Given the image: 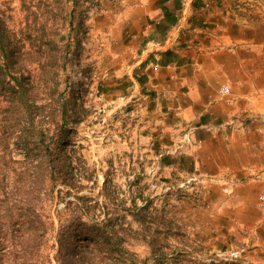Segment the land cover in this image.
I'll return each instance as SVG.
<instances>
[{"label":"rangeland","instance_id":"1","mask_svg":"<svg viewBox=\"0 0 264 264\" xmlns=\"http://www.w3.org/2000/svg\"><path fill=\"white\" fill-rule=\"evenodd\" d=\"M28 1L33 9L55 7L54 0L49 4ZM193 1L187 6L188 0H182L175 23L179 20L188 23ZM64 3L68 19L84 26L78 34L72 32L73 37L81 39L80 44L75 38L69 39L70 59L66 68L59 71V91L69 96L71 84L82 90L80 100L87 110L73 122L75 108L70 101L68 121L56 116V128L72 127L67 145L60 148L68 153L73 174L71 184L60 179L49 197L35 201L38 213L48 214L44 220L51 227L42 241V255H49L53 264L58 263V233L71 222L77 225L76 218L92 223L115 217L116 229L123 234L124 246L129 251H122L117 243H104L98 247V257L90 261L73 258L72 264H264V213L258 201L264 192V168L205 171L207 166L186 154L194 144V132L184 148L174 150L178 138L193 127L181 122L177 123L180 130L173 137L153 130V121L145 127L133 123L126 141L129 148L123 149L122 128L117 118L103 120L112 108L108 100L120 95L105 94L98 98L95 92L97 89L108 92L105 85L111 82L110 73L123 67L117 55L123 51V44L111 40V25L138 18L139 9L143 8L141 0ZM0 4L14 14L16 22L12 25H19L17 22L24 16L22 0H0ZM70 35L67 26L61 32V43L65 44ZM122 69L127 70V63ZM38 102L46 103L44 99ZM49 106L46 104L45 112L51 110ZM57 108L60 115L61 108ZM258 124L264 127V120ZM149 131L154 133L155 143L152 139L153 145L148 149L154 146L161 149L156 158L149 150L140 152L147 146L137 149L141 145L139 137ZM131 136L134 138L130 141ZM135 144L137 147H132ZM77 243L78 253H83L84 245L93 248L94 244L83 237ZM8 245L13 249L11 243ZM39 261L40 256L36 262Z\"/></svg>","mask_w":264,"mask_h":264},{"label":"crops","instance_id":"2","mask_svg":"<svg viewBox=\"0 0 264 264\" xmlns=\"http://www.w3.org/2000/svg\"><path fill=\"white\" fill-rule=\"evenodd\" d=\"M142 1L138 18L111 25V40L123 44L117 54L123 67L110 73L108 92L100 94L120 95L108 100L112 104L141 86L149 95L153 130L173 137L177 123L193 125L194 144L186 154L205 171L263 169L264 0H194L190 20L180 23L171 43L182 0ZM223 85L230 86V97L222 95ZM152 139L149 131L139 137L142 146L132 147L147 146L140 152L156 158L161 149H148Z\"/></svg>","mask_w":264,"mask_h":264},{"label":"trees","instance_id":"3","mask_svg":"<svg viewBox=\"0 0 264 264\" xmlns=\"http://www.w3.org/2000/svg\"><path fill=\"white\" fill-rule=\"evenodd\" d=\"M64 1L54 0L55 7L33 9L28 0H22L24 16L17 26L12 25L14 14L0 4V264H53L41 251L51 230L44 220L48 214H39L35 201L49 197L60 179L67 184L72 180L68 153L60 148L67 145L72 127L56 128V116L68 121L70 101L75 108L73 122L87 110L76 86H68L69 96L59 91V71L70 59L69 39L80 44L81 39L72 32L78 34L84 26L68 19ZM39 2L49 4L50 0ZM67 26L71 35L62 44L61 32ZM40 99L46 103L38 102ZM46 104L52 107L50 111H44ZM59 106L60 115L56 113ZM76 219L77 225L71 222L58 233L57 264H72L77 257L93 260L104 243H117L122 251H129L116 229L117 218L92 223ZM80 237L92 240L93 248L84 245L83 253H78ZM39 256L40 263L36 262Z\"/></svg>","mask_w":264,"mask_h":264},{"label":"built area","instance_id":"4","mask_svg":"<svg viewBox=\"0 0 264 264\" xmlns=\"http://www.w3.org/2000/svg\"><path fill=\"white\" fill-rule=\"evenodd\" d=\"M192 0H188L186 3L187 6H190V3ZM192 4V3H191ZM192 7V5H191ZM187 7L185 8V12H187ZM191 9V8H190ZM187 18L184 17L183 20ZM178 24L173 27L171 30L167 40L172 41L177 40L178 35L180 33V23H183L181 20L177 22ZM82 93V90L80 91ZM221 93L222 95L230 97L232 94V90L230 86L228 85H223L221 87ZM95 96L98 98H102V94H100L99 89L96 90ZM122 114V115H121ZM107 117L111 118H117V122H119L121 126V136H123V141H127V135L130 134L132 127H134L133 123L135 125L138 124H143V127L152 124V118H151V109L149 106V95L145 93L141 86L137 85L135 86L132 91L125 96H121L117 101L112 103V108L109 109L104 115V121L107 120ZM130 121H126V120ZM122 122V123H121ZM215 128L220 130L221 125L217 126L215 125ZM193 129L194 127H191V130L185 131L176 141L177 144L174 146V150H180L184 148L185 143L190 141L192 138V133L194 132ZM173 150V151H174ZM173 151H167L168 152H173ZM261 209L264 213V192L260 193L259 199H258Z\"/></svg>","mask_w":264,"mask_h":264}]
</instances>
